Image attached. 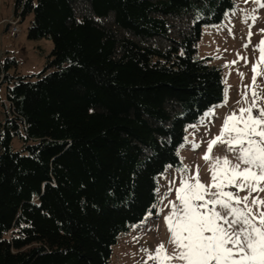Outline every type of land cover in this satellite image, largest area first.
<instances>
[{
	"label": "trees",
	"instance_id": "obj_1",
	"mask_svg": "<svg viewBox=\"0 0 264 264\" xmlns=\"http://www.w3.org/2000/svg\"><path fill=\"white\" fill-rule=\"evenodd\" d=\"M235 7L14 0L28 38L53 47L37 74L0 58V264H110L119 235L158 216L159 176L224 100L222 68L197 43Z\"/></svg>",
	"mask_w": 264,
	"mask_h": 264
},
{
	"label": "snow or ice",
	"instance_id": "obj_2",
	"mask_svg": "<svg viewBox=\"0 0 264 264\" xmlns=\"http://www.w3.org/2000/svg\"><path fill=\"white\" fill-rule=\"evenodd\" d=\"M256 2L264 7L262 0ZM261 32L264 33V29ZM250 36L251 33L249 43ZM256 48L261 55L252 68V84L242 90L246 107L225 116L220 133L208 141L202 157L209 164L210 183L202 182L198 165L194 173L187 164L177 167L181 175L179 185L174 188L176 200H168L165 207L170 210L164 218L176 251L167 253L163 243L157 246L154 254L142 249L154 264H173V261L180 264H264V197L260 195L264 193V89H259L256 83L257 77L264 75L258 71L264 62V39ZM239 59L247 63L246 57L239 56ZM222 106L209 109L205 118L214 116L215 107ZM189 143L193 150L201 146L196 141ZM218 143L225 145L235 159L212 156L213 147ZM170 184L175 185V180ZM155 191L157 203H162L173 188L170 187L163 198L159 188ZM242 192L245 195L241 196ZM160 211L163 212V208ZM148 215H152L151 211Z\"/></svg>",
	"mask_w": 264,
	"mask_h": 264
},
{
	"label": "rangeland",
	"instance_id": "obj_3",
	"mask_svg": "<svg viewBox=\"0 0 264 264\" xmlns=\"http://www.w3.org/2000/svg\"><path fill=\"white\" fill-rule=\"evenodd\" d=\"M13 11L14 0H0V21L3 22L0 25V51L3 52L1 58L15 57L19 62L17 68L19 73L37 74L45 67L53 42L48 39H29V19L23 22L19 20L21 32L18 36L14 35L7 27L10 25L9 21L14 18ZM261 29H264V7H260L256 0H236L235 9L227 13L222 24L214 27L205 26L197 43V57H208L211 64L222 68L225 86L224 100L218 104L224 106L215 107L214 116L205 118L204 114L197 123L192 124L196 127H188L185 136L187 139L178 151L182 164L190 166L193 173L196 166H199V175L205 184L210 183L209 164L202 158L207 150L208 141L220 133L227 114L246 107L242 101V90L245 86L252 84V68L261 55L256 46L261 39H264ZM250 33L251 42L249 43ZM245 44H248L247 48L244 47ZM238 53L239 56L247 58V63L239 59ZM234 60L238 63L231 64L230 62ZM15 69L16 67L12 69V72ZM258 71L264 73V62L258 67ZM238 73H243L244 76L241 77ZM256 83L259 89H264V75L258 76ZM5 92L6 89L3 88V98ZM225 101H227L226 104ZM249 101H251V94H249ZM2 116L0 112V118ZM189 141H196L201 146L193 150ZM211 155L228 156L230 159H235V156L227 151L226 146L219 143L213 147ZM180 175L177 167L172 166L167 167L165 172L159 176L160 197L163 198L170 187L173 188L171 195L163 199L162 203H157L155 207L157 217L154 213L151 216L147 215L140 224L132 226L128 232L119 235L117 243L113 246L110 264H145L146 260L148 264H154L153 261L148 260V253L142 249H148L154 254L155 249L161 243L165 245L167 253L172 254L176 251L175 245L170 242V233L164 218L170 210V207H165L168 200H176L174 188L179 185ZM173 180H175V185L170 184ZM240 195L243 196L245 193L242 192ZM260 195L264 197V193ZM161 208L163 212L160 211ZM173 264H180V262L173 261Z\"/></svg>",
	"mask_w": 264,
	"mask_h": 264
},
{
	"label": "built area",
	"instance_id": "obj_4",
	"mask_svg": "<svg viewBox=\"0 0 264 264\" xmlns=\"http://www.w3.org/2000/svg\"><path fill=\"white\" fill-rule=\"evenodd\" d=\"M10 23V30H12V33L14 34V35H16V36H18L19 35V33L21 32L20 31V23H19V19H15V18H13V19H11L10 21H9ZM3 22L2 21H0V25L2 24ZM1 55H2V51H0V58H1Z\"/></svg>",
	"mask_w": 264,
	"mask_h": 264
},
{
	"label": "water",
	"instance_id": "obj_5",
	"mask_svg": "<svg viewBox=\"0 0 264 264\" xmlns=\"http://www.w3.org/2000/svg\"><path fill=\"white\" fill-rule=\"evenodd\" d=\"M7 27H9V26H7ZM8 29V28H7Z\"/></svg>",
	"mask_w": 264,
	"mask_h": 264
},
{
	"label": "bare ground",
	"instance_id": "obj_6",
	"mask_svg": "<svg viewBox=\"0 0 264 264\" xmlns=\"http://www.w3.org/2000/svg\"><path fill=\"white\" fill-rule=\"evenodd\" d=\"M13 18V17H12ZM9 28V27H8Z\"/></svg>",
	"mask_w": 264,
	"mask_h": 264
}]
</instances>
